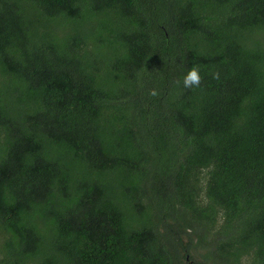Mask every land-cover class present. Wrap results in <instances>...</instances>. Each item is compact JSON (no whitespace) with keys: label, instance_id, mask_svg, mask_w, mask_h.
I'll use <instances>...</instances> for the list:
<instances>
[{"label":"trees","instance_id":"obj_1","mask_svg":"<svg viewBox=\"0 0 264 264\" xmlns=\"http://www.w3.org/2000/svg\"><path fill=\"white\" fill-rule=\"evenodd\" d=\"M0 264H264V0H0Z\"/></svg>","mask_w":264,"mask_h":264},{"label":"clouds","instance_id":"obj_2","mask_svg":"<svg viewBox=\"0 0 264 264\" xmlns=\"http://www.w3.org/2000/svg\"><path fill=\"white\" fill-rule=\"evenodd\" d=\"M213 79H219V72H214L212 74ZM202 76L200 70L197 66H193L183 77V87L185 89H192L201 86ZM150 96H157L158 91L152 89L149 92Z\"/></svg>","mask_w":264,"mask_h":264},{"label":"rangeland","instance_id":"obj_3","mask_svg":"<svg viewBox=\"0 0 264 264\" xmlns=\"http://www.w3.org/2000/svg\"><path fill=\"white\" fill-rule=\"evenodd\" d=\"M200 259V258H199Z\"/></svg>","mask_w":264,"mask_h":264}]
</instances>
